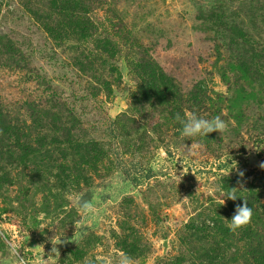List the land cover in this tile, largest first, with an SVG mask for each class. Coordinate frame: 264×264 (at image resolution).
Here are the masks:
<instances>
[{
    "label": "rangeland",
    "instance_id": "rangeland-1",
    "mask_svg": "<svg viewBox=\"0 0 264 264\" xmlns=\"http://www.w3.org/2000/svg\"><path fill=\"white\" fill-rule=\"evenodd\" d=\"M220 1L92 0L97 35L80 40L54 38L34 17L42 10L46 19L48 0H0V35L22 54L0 56V108L20 126L32 108L61 110L79 141H98L107 150L89 183L58 189L59 202L52 196L48 202L34 186L22 206L17 186L0 189V260L16 264L10 255L15 244L26 264H116L121 255L133 264H192L214 248L212 218L229 200L223 178L238 188L254 183L264 193V23L240 17L260 85L258 75H247L250 69L237 68L228 33L200 16L201 8ZM229 4L234 15L249 11ZM121 22L126 27L118 31ZM99 37L117 42L115 58L97 49ZM141 57L173 80L193 108L187 113L220 116L227 130L190 140L162 108L138 111L133 63ZM35 184L42 188L38 178ZM76 198L92 200L95 214L85 218ZM129 233L136 234L137 254L120 246ZM59 238L56 255L52 241ZM76 246L81 259L72 251Z\"/></svg>",
    "mask_w": 264,
    "mask_h": 264
},
{
    "label": "trees",
    "instance_id": "trees-1",
    "mask_svg": "<svg viewBox=\"0 0 264 264\" xmlns=\"http://www.w3.org/2000/svg\"><path fill=\"white\" fill-rule=\"evenodd\" d=\"M229 1L232 4L239 2V9L251 12L252 8H257V14L248 11L244 15L236 12L234 15L230 13L231 7H227L230 5ZM229 1L224 0L209 8H201L200 16L204 20H211L228 33L227 38L229 37L236 52L237 68L243 72L250 69L251 72H247V75H258L256 79L261 85L263 76L249 67L248 59L254 46L245 37V22L240 17H247L254 25L259 19L264 23V0ZM91 2L92 0H48L46 19H42V10L32 13L45 24L54 38L69 39L74 36L80 40H88L96 37L98 29L91 16ZM125 27L124 22H121L118 31ZM95 40L97 49L108 60L115 58L120 51L117 42L100 37ZM18 54L22 55L14 41L6 35H0V56L9 59ZM133 72L138 78L140 88L139 95L136 96L138 111L143 112L146 107H160L168 112L167 118L174 121L175 127H182L175 119L176 114L184 117L188 110L193 112V108L186 104L187 100L183 103V94L163 68L150 59L141 57L133 63ZM171 106L172 109L169 108ZM30 111V120L25 119L20 126L13 124L0 108V189L5 185L17 186V199L22 206L30 200L31 194L34 195V186L43 192L44 199L48 202L50 196L59 202L61 196L58 189L89 183V174L91 171L100 170V163L107 158V150L98 141H79L73 127L63 120L61 110L40 108L36 111L32 108ZM70 116L73 113L69 111L67 117ZM19 168L21 169L18 170ZM27 169L28 173L25 171ZM15 170L18 171L15 173ZM36 178L42 188L35 184ZM222 181L223 189L228 193L236 188L238 198L235 201L229 199L228 205L222 207L224 212L212 218L214 248L203 250L192 264H264V193L254 183L238 188L226 178ZM56 188L57 191L53 192ZM243 198L253 210L252 220L247 227L233 233L227 224L235 213L236 205L244 203ZM135 235L129 233L121 236L120 246L125 252L137 254L138 241ZM72 251L76 259L83 257L79 246Z\"/></svg>",
    "mask_w": 264,
    "mask_h": 264
},
{
    "label": "clouds",
    "instance_id": "clouds-1",
    "mask_svg": "<svg viewBox=\"0 0 264 264\" xmlns=\"http://www.w3.org/2000/svg\"><path fill=\"white\" fill-rule=\"evenodd\" d=\"M175 119L182 126L181 135L184 138L190 140L197 136H207L212 132H219L223 134L227 130V124L220 116H216L209 120L198 117L195 113H186L184 117H181L180 114L177 113ZM261 167H264V164H262ZM241 175H243V173H241ZM225 197L235 201L238 198L236 188H233L231 192L225 194ZM243 200L244 203L242 205H236L235 213L230 219V222L227 224V227L233 233L247 227L252 220L253 210L248 206V201L244 198ZM75 202L85 218L95 214L96 208L92 200H83L82 198H76ZM224 203L225 200L223 199L222 205ZM74 225L76 233L84 227V221H81L80 223ZM74 241L77 242L76 240ZM61 242L62 241L60 240V238L54 242L52 241V252H54L56 255H59V252L55 245ZM10 255L15 258L16 264H26L19 246L12 244L10 247ZM0 264H11V261H9L8 259H3L0 260ZM101 264H112V262L110 260H103L101 261ZM116 264H133V261L132 258L128 257L127 255H121L116 261Z\"/></svg>",
    "mask_w": 264,
    "mask_h": 264
},
{
    "label": "water",
    "instance_id": "water-1",
    "mask_svg": "<svg viewBox=\"0 0 264 264\" xmlns=\"http://www.w3.org/2000/svg\"><path fill=\"white\" fill-rule=\"evenodd\" d=\"M166 244H165V246H167V242H165Z\"/></svg>",
    "mask_w": 264,
    "mask_h": 264
}]
</instances>
